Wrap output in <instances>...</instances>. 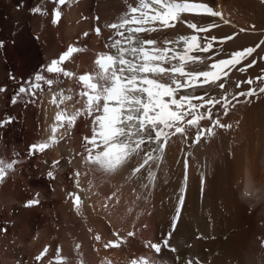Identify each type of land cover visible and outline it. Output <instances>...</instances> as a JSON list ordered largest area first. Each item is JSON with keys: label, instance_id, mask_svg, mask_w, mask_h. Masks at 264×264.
<instances>
[{"label": "bare ground", "instance_id": "1", "mask_svg": "<svg viewBox=\"0 0 264 264\" xmlns=\"http://www.w3.org/2000/svg\"><path fill=\"white\" fill-rule=\"evenodd\" d=\"M68 2L71 7L68 3L61 6V20L53 25L52 11L56 3L51 0H0V42L4 45L0 47V88H6L5 92H0V117L12 120L2 130L9 142L5 151L0 150V159L17 161L14 170L0 183V201L2 205L8 201L1 186L16 175L27 182L36 176L41 177L38 174L42 173L43 178H35L34 185L46 191L53 183L67 189L58 193L54 201L59 207L54 210V217L60 221L58 228H54L55 233L50 222H42L38 234L30 240L28 252L35 258L47 244L53 252L59 245L64 249L66 264H106L107 258L113 264H129L141 255L154 256L145 243L167 238L177 198L181 195V187H185L181 217L170 240L177 251L162 249L159 257L162 264H187L188 260L194 264L196 261L199 264H264V94L253 96L250 102H244L248 99L246 97H241L239 103L233 101L235 106L227 116L217 105L213 110L214 118L218 116L222 123L232 127L216 128V135L211 138L193 144L191 135L186 140L173 137L166 148L163 163L159 168L153 165L156 181L149 189H142L134 178L127 179L128 168L111 176L88 172L80 155L83 153L82 138L90 135V127L83 118L78 119L70 133H66V141L59 142L36 158L21 154L22 141L33 136L32 132L39 133L40 137L31 140V144L50 136L49 126L54 123L57 108L49 103L51 93L47 92L46 86L44 95L37 93L35 103H26L30 95H21L17 103L12 104L13 94L15 97L20 85L18 80L22 79L24 84L31 80L38 69L46 66L50 59L59 57L69 45L86 50L74 54L63 67L76 75L90 72L94 68L96 54L106 50L104 43L111 35L104 24L113 22L126 8L124 0ZM195 2L205 3L223 14V20L219 17L185 15V19L194 22H215L219 25L201 36L214 35L218 39L235 36L223 45L214 44V51L207 55L216 60L227 58L234 51L255 47L264 39L262 0ZM19 6L20 10L17 9ZM38 6L48 15L33 14L31 10ZM96 25L101 27L100 36L95 34ZM84 32L89 35L85 37ZM186 34H191V30L179 24L176 29L166 31L169 38ZM221 48L223 51L217 55L215 50ZM252 60L256 61L254 66L248 67L245 72L238 70ZM9 72L15 80H11ZM261 75H264V45H260L251 57L231 72L228 89L232 92L246 91L249 85L244 84L237 89L235 82ZM61 79H65V84L60 87H76L75 77ZM218 91L213 90L212 95H217ZM72 104L73 101L66 102L68 112L73 111ZM64 107L61 105V108ZM201 123L205 127L210 126L209 121ZM57 160L60 163L53 168ZM48 171H53L55 179L47 176ZM76 171L81 173L79 182L84 187L83 194L87 200L80 206L79 214L72 199L68 200L70 191L74 190L72 183L76 180ZM25 172L29 176L24 175ZM89 181H92L91 185ZM143 182L147 183L146 180ZM137 194L142 198L137 199ZM14 199L12 204H15ZM35 215L25 223L24 231L20 232L22 235L19 234L23 240H27L35 228ZM63 218L65 224L60 227ZM129 232L134 235L129 237ZM114 233H118L125 242L118 248H105L108 240L116 239ZM54 234L55 240L52 239ZM97 235L101 237L99 241L95 239ZM10 260L4 258L3 264H10ZM17 262L20 263V260ZM42 263L53 264V261L46 259Z\"/></svg>", "mask_w": 264, "mask_h": 264}, {"label": "snow or ice", "instance_id": "2", "mask_svg": "<svg viewBox=\"0 0 264 264\" xmlns=\"http://www.w3.org/2000/svg\"><path fill=\"white\" fill-rule=\"evenodd\" d=\"M55 3L51 19L53 25L61 20V6L68 3L71 7L68 0H55ZM124 4L126 8L114 21L104 24L111 35L104 43L106 50L97 54L94 68L90 72L77 76L63 67L74 54L86 50L70 45L57 59H52L44 69L34 73L31 80L20 86L18 97L21 94L30 95L26 103H35L37 93L44 95L46 86L47 92L51 93L49 103L57 108L54 123L49 126V138L30 145L29 155L43 153L57 145L76 126L78 119L83 118L90 127V135L83 136V153L80 155L88 172L111 176L128 168L127 179L134 178L142 189H149L156 181L153 165L159 168L163 163L166 148L173 137L186 140L191 135L193 144L211 138L216 135V128L232 127L222 123L218 116L214 118L213 110L217 105L223 110V115L227 116L235 106L233 101L239 103L241 97H246L248 99L244 102H250L253 96L264 94V75L235 82L237 89H241L244 84L249 85L246 91L232 92L227 86L231 72L251 57L260 45H264V39L255 47H246L229 53L227 58L216 60L212 55H207L214 51V44L223 45L235 36L219 39L214 35L201 36L202 33L212 32L219 25L215 22H194L184 17L208 16L223 20L221 12L195 0H124ZM31 11L41 16L48 15L39 6ZM178 24L190 29L191 34L169 38L166 31L176 29ZM94 31L97 36L101 35V27H95ZM83 35L87 37L89 33L84 32ZM3 46L0 42V47ZM215 51L219 55L223 49ZM255 63L252 60L238 70L245 72ZM45 72L51 75H45ZM61 77H75L76 87H60L65 84V79ZM217 89V95H212V91ZM2 91L4 89L0 88V92ZM67 101H73L72 112L67 111ZM11 103H17V98H13ZM61 105L65 107L61 108ZM202 121H209L210 126H203ZM11 123V118L0 121V128ZM61 129L64 132H60ZM16 163L15 160L6 162L0 159V183L14 170ZM59 163V160L55 161L53 168ZM74 175L76 186L79 187L81 173L76 171ZM47 176L55 179L53 171H48ZM91 183L89 181L90 185ZM186 184L187 162L184 185ZM180 191L167 238L156 243L146 242L145 247L155 255L134 258L130 264H162L159 259L162 249L177 251L171 246L170 240L184 205L185 187H181ZM69 196L74 197L73 204L79 214L82 204L80 196L73 193H69ZM141 198L137 194V199ZM38 203L34 199L28 201L25 207ZM127 235L131 237L134 233L129 232ZM95 239L99 241L101 237L97 235ZM124 242L109 241L104 247L118 248ZM48 251V247H45L35 256V260L41 261ZM55 259L56 264H66V259L60 256L59 247ZM187 264L194 262L188 260ZM195 264H199V261Z\"/></svg>", "mask_w": 264, "mask_h": 264}, {"label": "rangeland", "instance_id": "3", "mask_svg": "<svg viewBox=\"0 0 264 264\" xmlns=\"http://www.w3.org/2000/svg\"><path fill=\"white\" fill-rule=\"evenodd\" d=\"M17 9L20 10V6L17 7ZM36 38L38 39V35L37 36L35 35V39ZM20 80L21 79H19L18 82ZM24 110H26V109H24ZM1 118L2 117H0V121L5 120V119H1ZM3 129H4L3 127L0 128V150L5 151L8 148L7 143L9 141L4 138V134H3L4 132L2 131ZM28 132H29V130H28ZM32 133L34 135L30 136L31 138L28 137L27 140L22 141V143H23L21 145L22 147L19 149V151L21 152L22 155H29L28 147L33 142V141L31 142V140H34V138L40 137L39 133H37V134L34 132H32ZM45 165L46 166L48 165L47 162H45ZM21 172L24 173L22 170H21ZM28 174L29 173L25 172L24 175L27 176ZM68 174H69V176L71 175L70 171ZM38 175H40L41 177L36 176L32 180L28 179L27 182L21 180L22 178L20 176L16 175L13 177L14 181L9 180L5 185L1 186V188L2 187L4 188L3 193H5L8 201L6 202L5 205H2V203L0 201V229L6 228V230H7V232H5V233L0 231V264H3L4 258H7L8 260L10 258L11 259L10 264H18L17 261H19V260H20V262L23 261L25 264H39V263H37V261H35L34 258H32L33 257L32 254L28 252L29 243L31 242L30 240L36 234H38L37 231L40 227L39 225L42 222H46V223L50 222L52 227L54 226L53 227V230H54L53 233H55L54 228L57 229L59 226L58 223L60 221L56 220V219H58V217L56 219L54 217L55 213L57 211L56 209L59 207H56L57 205H55L54 201L58 198V196H57L58 193L63 192L62 188H64V186L59 187L60 185H56L55 183H53L50 190L46 191L42 187L34 185L33 181L36 180L35 178H38L37 180H41L43 178L42 173H39ZM60 184H62V182ZM53 189H55V191H53ZM37 192L40 193V198H39L41 201L40 205L36 206V207H29V208L25 207V203L34 199L32 197L36 196ZM12 198L13 199L15 198L14 199L15 204L11 203ZM9 199H10V201H9ZM61 199L63 201H66V198L62 197ZM68 200L71 201V198H69ZM61 205H64V204H61ZM54 210H56V211H54ZM58 211L60 212L59 209H58ZM34 214L37 215V219L34 220L35 224L33 225V226H35V228L31 231L29 238L27 240H23L21 238L22 233H20V232L24 231L25 223L28 222V219L31 218V216ZM25 219H27V220H25ZM51 220H53V221L51 222ZM63 224H65L64 218L62 219V223H60V227ZM37 225H38V227H37ZM19 234H21V235H19ZM55 238L56 237L54 234L52 236V239L55 240ZM17 241L20 243H17ZM14 246H15V249H14Z\"/></svg>", "mask_w": 264, "mask_h": 264}]
</instances>
